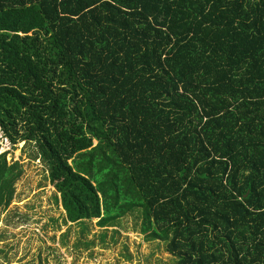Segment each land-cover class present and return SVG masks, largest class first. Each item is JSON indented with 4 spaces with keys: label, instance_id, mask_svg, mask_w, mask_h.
<instances>
[{
    "label": "trees",
    "instance_id": "1",
    "mask_svg": "<svg viewBox=\"0 0 264 264\" xmlns=\"http://www.w3.org/2000/svg\"><path fill=\"white\" fill-rule=\"evenodd\" d=\"M18 127L68 222L139 210L177 264H264V0H0Z\"/></svg>",
    "mask_w": 264,
    "mask_h": 264
},
{
    "label": "rangeland",
    "instance_id": "2",
    "mask_svg": "<svg viewBox=\"0 0 264 264\" xmlns=\"http://www.w3.org/2000/svg\"><path fill=\"white\" fill-rule=\"evenodd\" d=\"M18 129L13 141L0 128V155L21 170L0 207V264H177L163 241L141 233L139 210L106 227L97 219L68 222L35 142Z\"/></svg>",
    "mask_w": 264,
    "mask_h": 264
}]
</instances>
